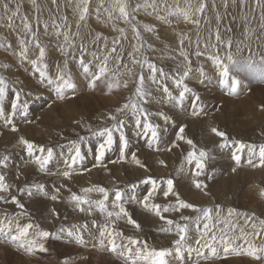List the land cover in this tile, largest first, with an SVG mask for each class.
<instances>
[{
  "label": "snow or ice",
  "instance_id": "6c2138e0",
  "mask_svg": "<svg viewBox=\"0 0 264 264\" xmlns=\"http://www.w3.org/2000/svg\"><path fill=\"white\" fill-rule=\"evenodd\" d=\"M57 0H52L53 4H56ZM92 0H68V3L72 6L73 12L77 16L75 22L76 31L72 32V25L68 23L67 16H61L60 23L56 22V19L52 20V27L56 29V36H63L64 44L60 47V52L63 56H69L71 51L79 47L81 52L80 62L83 66L84 72L87 74L90 72L89 64L85 63L84 53L88 50V45L99 46V42H103L104 54L103 56H98L93 53L94 60L99 61L97 65V71L91 72V78L89 80V86L93 89L97 87V82L103 83L107 90L111 92L114 89H119L121 86L124 88L128 87L129 80H121V77L127 75L129 78L133 76V67H129L127 64H123L124 71L121 70V63L124 59V47L123 41L128 40L127 30L124 27H119L113 24V30L118 33V36L111 40V46L109 45V40L107 36L103 33L97 32L92 35L88 32L86 36H91V39L85 43V34H82V28H88V20ZM233 4L236 0H232ZM245 0H241L244 3ZM32 5L37 12L40 11V6L37 0H31ZM224 7H228V0H223ZM259 6L261 0H256ZM105 0H99V5L96 7L95 16L97 20L101 18V9L107 13V20H121L124 24L131 27L135 43L131 45V51L127 53L129 60L133 66H139L141 71L136 74L135 80V90L134 96L130 97L122 107L115 110V113L110 114L109 119L113 121L111 126H104L93 130L91 126L88 127L89 132L93 136L101 138V142L98 145V156L97 160L102 161L105 152L111 149L114 143H116V133H119V141L122 144V148L127 150L128 139L124 133V128L126 126L125 117L131 113L135 117V127L141 129L146 134H150L152 137L153 144H159L160 142V125L154 123L150 119V113L144 107V105L149 103L150 99H155L153 97L152 91L146 85V80L152 85L157 86V91L162 92L160 100L157 103L162 102L163 99H167L169 103L175 102L177 105H181L186 98V94L191 93L196 101L200 100V97L193 91L192 88L185 83L186 79L189 77L191 72L192 60L190 59V53L186 50L187 45H195L194 54L197 57L206 54V51L211 47L214 53L211 59L215 62L216 66L221 69V73L224 77H228L229 68L225 64L224 60L221 58L220 46L224 48L227 52L226 59L230 62L235 63L233 46L234 41L231 37L223 39L221 36V31L219 26L216 27L214 33H210L206 41H202L199 31L196 33L195 41L186 34H182L179 37L178 45L180 49V56L183 58L184 68L182 71H178L176 74L169 76L165 72L164 68L159 67L154 61L150 60L147 55H145L143 49L145 45L148 49H154L152 44H148L144 36L141 33V27L147 33H152L159 39L157 29L152 24L141 23L136 20V14L143 10L147 15L151 16L155 14L156 19L164 23H171L168 17L174 16L180 20L200 26V17L203 16L209 5L207 0H185L184 6H181L179 0H174L173 4H168V0H138L135 6H132L130 0H108V7H105ZM21 4H16L15 9H11L8 3L2 5L3 12L7 15L9 25L14 23L16 17H20L22 24L23 35L19 39V44L22 46L21 57L27 59L28 45L33 44L38 50V56L36 59L31 61V64L35 67V72L39 74L41 82L47 79L48 83H55V90L57 97L59 99H65L66 93H75L77 88L76 82L70 73H66L60 65H57V75L55 80H53L47 73L48 64L45 63L46 59V49L41 45L37 31L33 29L32 23L29 21L26 15L21 16ZM215 6L213 0V7ZM150 10V11H149ZM161 12L166 13L162 15ZM3 17H0L2 19ZM247 19V18H245ZM216 20L219 22L221 16L219 13L216 15ZM261 29H264V14L261 16ZM39 22V17H37V23ZM210 23V21H209ZM49 24L45 22L44 30L47 32ZM252 30H248L246 33V39L251 40ZM75 37H80L81 42L77 46L75 43ZM214 38L215 43H212ZM259 38V37H257ZM244 41L241 40L236 44V51H240V44ZM249 47V45H245ZM90 63V62H89ZM110 64L116 65L115 69L110 67ZM145 68L147 70V77L145 76ZM201 75H204L203 69L200 70ZM171 79L177 88L180 89L178 95L174 96L173 92L169 89L167 83L164 80ZM204 83L203 80L200 81ZM240 85V80L233 78L232 86L230 88V94L235 93L236 89ZM9 90V82L0 76V120H3L6 124L12 125L13 131H18L14 124V117L17 113H21L27 116L28 104L27 102H21L20 92L15 93V102L10 104V110L6 113L5 108V98ZM203 109L201 108L200 111ZM200 111L193 110V115H199ZM123 114V115H118ZM156 115L163 118L165 123L169 121V117L163 112H157ZM30 122V121H29ZM185 131L184 127H180L177 134L178 140H184L183 135ZM211 131L218 137L221 138V143L219 147L221 149L231 147L236 145L235 151L232 153V159L236 162L237 166L241 164V154L247 149L248 158L247 163L252 166L264 167V144L252 145L245 144L241 141H230L227 133L218 130L217 128H212ZM87 137H80V141L72 142V148L70 150V164L69 170L62 173L63 177L71 179L73 172L72 166L76 165L78 162L83 161L85 158L84 153L81 150V144L85 142ZM19 143L22 144L30 156L35 155L37 152L39 155L35 156V163L38 165L39 171L45 172L47 170V165L54 157V149L52 147L45 148L35 144L34 142L21 136L19 138ZM187 143L192 146V151L188 152L185 157V161L188 165H194L193 176L198 178L204 174L206 168L205 161L209 157V153L203 148L197 150L196 145L192 140H187ZM152 145H150L151 147ZM178 146V145H173ZM159 150V148H157ZM169 151L171 149H168ZM259 160V164L255 165L253 163L254 158ZM132 160L141 167V161L136 157V154H132ZM9 156L4 155L0 157V167H8ZM101 166V165H98ZM236 169L233 168V171ZM180 171H184L183 166H181ZM141 184L151 185L152 191L148 192L141 200L136 201L135 196H130V199L134 202L140 203L144 209L149 210L159 218L160 221L164 222L159 231L163 233H174L175 235V248H157L150 245L147 240H141L139 237L127 236L122 230L117 227V222L120 220H125L127 224L132 225L134 229L140 230L141 224L132 218L131 213L125 207V192L119 189L114 190V192L109 191L108 188L103 186H91L85 187L81 190L82 194L76 192H71L69 202L73 205L75 210L81 213H86L91 215L93 212L102 213L105 217L104 223L97 226L98 236L96 237V242L93 247H99L101 251H108L112 254L120 257L124 264H170V257L174 253L180 254L185 248L191 250L190 240L192 239V233L195 232L196 239L195 243L201 245V241L204 243L201 247L208 248L211 250L213 255L217 254L216 245L223 246V251L225 253L233 252L236 255L246 254L257 261L264 260V243H257L258 240L264 236V219L258 220V222H253V217L247 216L245 214L244 225L241 226L234 217V210L228 209L227 214H223V209L212 208V207H200L193 203H190L180 197V193L174 191V180L167 179L160 181L151 176L140 181ZM194 186L197 189L206 187L202 184L199 179L193 180ZM161 184L166 185V189L163 190L162 195L167 199L170 195L175 198L174 203L160 204L153 201L154 194L160 188ZM12 185H10L5 178V175L0 173V193L10 194L12 192ZM35 188L38 192H42L47 195L44 191L45 186L43 184H36L32 187H25L19 189L21 195L27 194L28 196L33 195L32 188ZM132 189L137 187L136 184L130 186ZM56 193L60 192L59 188H56ZM100 194V198H92L91 193ZM261 195H264V190L261 191ZM110 196L114 197L111 200V205H109ZM52 200H57V195H52L50 197ZM0 201L5 203L9 202V198L5 195H0ZM10 202L15 204L18 208L24 209L25 205L15 196H10ZM192 210L195 213L194 216L184 215L182 210ZM176 212L179 213L178 219H173L165 215V213ZM24 213L21 212L20 215ZM95 223V221H93ZM251 231H248V228ZM80 228L87 229L88 224L85 223L81 226L73 225L72 229L61 228L59 231L61 233L67 232V236L74 238L75 242L80 245H86L87 241L84 238L83 233ZM35 229V231H33ZM0 236L6 237L11 243L16 245L18 248L23 249L28 253H34L39 250L41 252L47 251L43 241L47 240L49 237L57 238L60 237L57 233H53L47 230H43L39 225L28 223L21 224L19 222V217L9 218L5 214L4 221L0 222ZM242 241V243H240ZM199 250V249H197Z\"/></svg>",
  "mask_w": 264,
  "mask_h": 264
},
{
  "label": "bare ground",
  "instance_id": "6f19581e",
  "mask_svg": "<svg viewBox=\"0 0 264 264\" xmlns=\"http://www.w3.org/2000/svg\"><path fill=\"white\" fill-rule=\"evenodd\" d=\"M21 1L26 5L27 10L30 7H34L31 3V0H21ZM38 1H39L41 8H44V10L49 9L52 12H54V11L58 10L60 8L59 5L62 4V7H66V9L64 8L65 10L69 9L70 11L73 12V8L68 3V0H57L56 4H53L52 0H38ZM105 2L107 4H105L104 6L108 7V0H105ZM132 2H133V6H135V4L138 2V0H132ZM140 2H142V0H140ZM222 2H223V0H222ZM7 3L9 4V7L14 10L16 4H18L19 2L10 0ZM91 3L94 5V9H96V7H98V5H99V0H92ZM179 3L181 4V6H184V1L180 0ZM193 3H195V0H193ZM207 3H208L209 8H210L209 16L207 17V16L203 15L200 17L201 24L199 27H197L196 25H193L191 23L185 22L183 20H180L177 17L170 16L171 18H168V20L171 21L170 24L169 23H164V25L157 24V26H160V28H157V29H161L163 31L162 35L158 34L159 39H157L154 34L145 32L143 30V28L141 27V33L144 36L145 40L147 41L148 44H152L154 46V49H155V50L148 49L147 46L145 45V48L143 49L145 55H147L148 58L150 60L154 61L158 66L160 65L162 68H164V66H165L166 67L165 70L170 71V69H175V68L183 69L184 68L183 58L179 54L180 49H179V45H178V40H179L180 35L186 34V35L190 36L193 41H195L196 33L199 31L202 41H206L207 38L209 37L210 33H214L216 27L219 26L222 38L227 39V38L231 37L234 41V46H233L232 51L234 54V60H235L237 65L233 66V68H239L240 69L241 67H238V66H239V64L242 63V60H243L242 69L244 67V69H248L247 70L248 72L245 71L242 73H246V74L250 73V76L252 77V79L256 83L258 82V78L260 79V83H264V69L263 68L261 69V66H264V61H263L264 60V29H261L260 25H261L262 21H259L260 19L258 18V15H261L263 13V12H261L263 10L260 7V5L259 6L257 5L256 0H248V2H244V3L240 2V3H238V6H236V5L231 6L232 7L231 9H234L235 6H236V8L233 10L232 13L228 14V12H230L231 9L224 8V5H223V3H221L220 0H214L215 9H213V6H212L213 0H207ZM236 3H237V1H236ZM262 5H263V3H262ZM26 8L24 7V5L21 6V10H20L21 16L25 15V14L24 15H22V14L24 11H26ZM31 12L36 14L35 9H33V11H31ZM67 12H69V11H67ZM1 13H4L3 8H1ZM101 13L104 15L101 16V18L98 22L95 21L93 26H91L92 23L88 22V28H87L86 33L91 32L92 35H95V33H97V32L103 33L104 36L108 37L109 45L111 46V40L114 37L118 36V33L113 30V27H112L113 24H116L119 27L126 28L128 40H124L122 42L123 47H124V53H123L124 59H123V62L121 63V67H123V64H127L129 67H133L134 71H133V76L131 78H129L127 75H125L121 78L122 81L125 79L129 80V84H128L127 88H124L123 86H121L119 89H114L111 92H109L107 89L104 91L105 88L100 89L98 87L97 88V91H98L97 94H99V97H97V98H95L94 95L90 96L91 95L90 94L89 97H87V98L84 97L82 99L79 98V99H75V100L71 99L69 102H68V100H67V102L65 100V102L68 103L69 106L71 107L70 112L74 115L78 114L79 108H84L85 110L89 109L94 113L95 112L98 113L99 116L97 118L102 119V121L99 124L91 125V128L93 130H96L98 128H102L104 126H111L113 121H111L109 119V116H110V114L115 113L114 108L118 107V105H120L121 103H123V104L126 103L130 97L134 96V90L136 87L135 79H136L137 71L139 70V66L138 65L133 66L131 64V61L129 60V58L127 56V53L129 51H131L132 43H135L131 27L127 24H124L121 20H112V21L107 20V13L104 12L103 8L101 9ZM141 13L145 14V16H147L148 18L150 17L143 10H141L139 12V14H141ZM217 13H219L221 15V20L219 22L216 20ZM26 14H27L26 16L28 17L29 21L32 23V25L34 23L33 21H36V23H34V24H36V26L44 28V25L42 24V22H45V21H43L42 19H39V21H41V23L40 22L37 23V18L35 20L34 17L30 13L27 12ZM139 14H136V20L141 22L142 24L143 23L151 24L152 21L155 20V18L151 17V18H149L151 20V22L145 21L144 19L138 17ZM71 16L75 19H72V17H71V20H68V23L71 25H74V27H75V22L77 20V16H76V14H73ZM37 17H39V16L37 15ZM94 17H96V16H94ZM18 18H20V17H18ZM245 18H247V19H245ZM5 19H7V18H5ZM94 19L95 18H92V20H94ZM20 21H21V19H20ZM209 21H210V23H209ZM248 30H252V33H253L251 40L246 39V33L248 32ZM18 32L19 31H16L15 33H18ZM44 32H45V30H44ZM158 32L159 31H157V33ZM42 33H43V31H42ZM54 33L55 32H53V34ZM7 36H8V34H6V37ZM49 36H50V34H49ZM54 36L56 37L55 34H54ZM18 37L21 38L20 36H18ZM257 37H259V38H257ZM10 38L12 39L13 37H10ZM16 38H17V36L15 37V40H17ZM42 38H40V39L42 40ZM88 39H91V36H89ZM15 40L13 39L12 41H15ZM241 40H243L244 43L239 45L240 51L237 52L236 51V44H238ZM46 42L47 41H45V43ZM78 42H80V41H78ZM211 42L215 43L214 38L212 39ZM5 43L1 44V45H6ZM42 43H44V42H42ZM185 43H186V50L190 53V59L192 60V65L194 63L196 64V62H198V61L203 62V56H204V60H206L207 55H209L207 53H211V54L214 53V50L211 47H209L207 50H204L202 47L201 50L206 51L207 55L205 54L203 56L197 57L194 54L195 45L193 44L191 46H188L187 41ZM16 44H18V42L15 43V47H16ZM53 44L55 46L56 43L53 42ZM57 44H59V43L57 42ZM60 45H62V43ZM245 45H249L250 50H249V47H245ZM11 46H12V43H11ZM15 47H14V45L12 46V48H15ZM29 47H30V45H29ZM31 47H34V46H31ZM31 47L29 49H31ZM48 47L52 48V46H49V45H48ZM88 47H90V45ZM51 48H48V49H51ZM56 48H58V47H56ZM93 48L96 50V53H95L96 55L101 56V57L103 56L105 50L103 49V42L102 41L99 42L98 47L93 45ZM33 49H34V51L32 49L30 51H32L34 53L36 49L35 48H33ZM45 49H46V47H45ZM56 50L60 51V48H58ZM56 50L54 49V50H52V52L55 54ZM21 51H22V49H21ZM47 51H50V50H47ZM72 52H75V51L72 50ZM224 52H226V51L224 50V48L222 46H220L219 54L224 53ZM18 53L19 52L15 53V50H14V52L12 54L11 53H9V54L17 55ZM33 53H31V54H33ZM53 53L52 54L46 53V62H48V60L51 58V55H53ZM58 53H57V55H58ZM93 53H91V54L93 55ZM9 54L6 53L7 56H9ZM28 55H29V53H28ZM70 55L73 56L72 54H70ZM87 55H89V54L87 53ZM2 56L4 57V54H2ZM53 56H55V55H53ZM75 56H76V54H75ZM84 56H85V54H84ZM31 57H33V56H31ZM194 57L196 59H198V61L195 62ZM6 58L8 60V57H6ZM18 58H21V55H19ZM160 58H163V59H160ZM13 59L15 60V57ZM73 59H75V58H73ZM16 60H18V59H16ZM23 60H25V59H23ZM52 60H50L49 62H51ZM251 60L255 62L253 65H255V64L258 65L255 68V70H257L259 68L257 71H255L254 69H251V67L249 66V64H251V63H249V61H251ZM65 61H66V59H65ZM262 61H263V63H261ZM18 62H21L20 66H27V64H25L24 61L22 62L19 60ZM70 62L71 61H69V64H70ZM77 62H79V61H77ZM5 63H6V66H8L7 61H5ZM27 63H29V60ZM54 63H55V61H54ZM205 63H208V65L210 66L209 68H211V70L210 69L208 70L209 80H207V83L211 84L213 89H216V84L212 81V78H216L219 81L218 88L221 87L223 89V81H222L223 76L219 74V71H218V68H217L215 62L214 61H205ZM55 64H57V63H55ZM88 64H89V61H88ZM2 65H4V64H2ZM15 65H17V64H15ZM74 65H75V63L73 61V66ZM10 66H12V65H10ZM200 66H202V65H200ZM207 66H206V68H207ZM110 67L115 69L116 65L110 64ZM61 68L63 69V68H65V66L61 67ZM74 68L72 70H74ZM81 68H83V67L81 66ZM8 69H10V68L8 67ZM4 70H6V69H4ZM27 70H29V69H27ZM72 70H70V72ZM13 71H14V69H12V72ZM22 71H23V69H22ZM57 71H58V69H57ZM191 71H195V69H193L191 67ZM235 71H238V70H235ZM4 72H6V71H3V73ZM17 72H19V71H17ZM51 73L52 72L48 71V75ZM81 73H82V71H76L75 70V72L73 73L74 75L72 74L73 78L77 79L78 82L84 81V80H80L81 75H82ZM196 73H194V74H196ZM0 74H2L1 70H0ZM16 74H18V73H16ZM28 74L31 76V80H33L32 83L35 84L37 81V78L33 75V72H31V74H30V72L28 71ZM56 74H54V75H56ZM37 75H39V74H37ZM88 76H89V74H88ZM197 76L200 77L198 79L201 80L204 75H201L200 72H198ZM17 77L18 76H16L15 78H17ZM51 77H54V76L51 75ZM208 77H206V78L208 79ZM86 79H87V77H86ZM17 80H18V78H17ZM40 80L41 79H39L38 81L41 84ZM192 80H194V79H192ZM24 82L28 85L29 79L28 78L25 79ZM78 82H76V83H78ZM17 83H15V84H17ZM19 83H20V81H19ZM85 83H86V80H85ZM185 83H187V82H185ZM191 83H193V82H191ZM98 84H101V83L97 82V85ZM42 85H43V83H42ZM47 85H48V87H52L49 84H47ZM87 85H89V84H87ZM87 85L86 86L83 85V86L88 87ZM149 85H150V82H149ZM197 85H199V84H197ZM23 86H20V87H23ZM37 87H39V86H37ZM148 87L152 91L153 97H155V99H150L149 103L144 105V107L147 109V111L154 118V120H152L151 118L150 119L154 123L159 124L160 126H164L166 123L163 120V118L156 115L157 112H163L170 118L167 123H169L173 126H176L177 129H179L180 127H184L185 131H184L183 135L185 136V139L180 140L181 144H179V143L175 144V145H178L175 147L173 145H171L169 148L162 149L160 152H153V151H146V150L145 151L144 150L136 151V157L141 161V164H143L144 167L137 165L133 160L129 161L127 159L126 160L122 159V160H120V162L115 161L116 165H113V164H111L112 162L109 163L110 159H105L103 162H98V161L94 162V161H87L90 159H86L87 158L86 157L85 160L83 161V163L78 162L76 165L72 166L71 170H72L73 174L74 173H76V174L74 176H72L71 179L63 177L62 173L57 171L56 166H55V170H46L45 172H41V171H39L38 165H36V163H35V156L39 155V154L36 153L35 155L30 156L28 154L26 148L22 144L19 143V138L21 136H23L26 139L34 142L37 145L48 147V146H54V145H61L63 143H66L69 141H74L76 139H79L80 137H85V136L91 134V132H89V130H88V127H86L85 129L79 130V131H66L63 134H60V135L58 134V136H56V137H54L48 141L37 142L35 139H38L39 137H41L43 135V133L47 130L48 123L53 122L57 117V114H56L57 111H56L55 107L51 105L50 107H48L42 111L43 116H44L42 119L43 121H40L38 123H31L30 122V125H27V123H26V125L24 127H23V125H21V128H17L18 131L15 132V135H13V134L12 135H4V136H2V138H0V157H2L4 155L10 156L12 153L15 152L16 148L21 147V152L10 157L9 161H8V167L7 168L0 167V172L1 173L3 172L7 176V178L10 181L9 182L10 185L13 186L12 192L10 194L15 195L21 201V203H23L25 205L24 209H20L15 204H13L9 201L8 203L5 204V206H3L1 208V210H3L4 212H17V216L19 218L24 217V221L26 224L33 223V224L39 225L41 227V229H43V230H47V231H50L53 233H57L58 236L63 235V238H70L71 242L76 243L74 238L67 236L66 231L61 233L59 230L61 228H64L66 230L72 229L73 225L81 226L85 223L88 224V228H89V227H92V225H94L93 221L99 222V225H102L103 222L97 216H94L96 214V212H93L91 215H88L86 213H81L78 210H75L73 205L69 202L71 192H76L78 194H82L81 190L83 188L91 187L94 185L106 187L109 189L110 192H112L116 189H122L124 187L131 186L132 184H138L141 180L146 179L147 177L151 176V177L156 178L160 181H164L167 179H173L174 185H175L174 191L179 192L180 197L182 199H184L190 203H193L197 206L212 207V208L218 207L220 209H223V214H225V215L227 214L228 209H233L234 210L233 219L236 220L241 226L244 225L245 214H247V216H249V217H253V214H254L253 222H258V220L264 219V209H262L263 207L261 208V206H260V208H259L258 206L260 204L258 206H256L257 205L256 201H258V203H259V200H255L254 197L252 200L251 196H249L248 194L245 193V190H244V193L242 195L244 200L232 199L229 201L227 199V196H229V195L231 196V195L235 194V192H236V191L232 190L230 185H234L235 183L242 182V180H241L242 178H238L237 174L233 175V177H228L227 179H224L222 181L216 180V184L211 183L213 188L212 187L210 188L211 185H209V183L205 181L204 174L198 178L194 177L192 174L193 170H194V165H188L187 162L185 161V157L187 156L188 152L193 150L192 146L187 143V140H189V139L191 140L193 137H195L194 138V144L196 145L197 150L203 148L204 150H206L209 153V156L212 153H214V156H215L214 159L208 158L205 161L206 168L204 170V173H205V171L207 173V169L212 168V167H214V168L217 167V169H219V168L224 169L222 167L231 168V166H230L231 162H228V159L231 157L230 153L232 151H229L228 149H225V148L219 149L220 148V147H218L219 145L217 146L218 142H214L213 140L210 141L209 137L214 134L211 131V129L216 128L220 124H221L220 128L225 126L226 125L225 119L229 115H231L232 113H235V112L244 113L245 116L250 118L252 116V113L258 111L261 106H263V108H264V91H263V89L258 88V86H255V88L252 90L251 94H248V96L242 97V99L240 98V100L237 102H233L234 100L227 101L229 99H226L224 97L219 96L218 100L220 99V101H219L220 107L215 105V108L217 109V113L219 111V114H211L210 113L212 115L211 117L209 116L210 114H203L201 116L202 119L199 116L198 117L194 116V117H191L190 119H188L186 121H181L178 115H176L174 112H171L172 109L169 105H167L166 98L163 99L162 102L157 103V100H160L159 98H157V92L155 90H153L150 86H148ZM193 87H194V85H193ZM88 90H86V91L89 94ZM95 91H96V89H95ZM112 92H114V94H112ZM212 92L213 91L208 90V93L211 94ZM38 94L40 95V93H38ZM88 94H87V96H88ZM25 95H27V94H25ZM28 95H27V97H28ZM30 97H32V96H30ZM205 98H207V97H205ZM207 100L210 103L211 100H209V99H207ZM207 100H206V102H207ZM212 100H213V98H212ZM65 102H63L61 104H65ZM225 102H226V104H225ZM212 103H214V102H212ZM216 103H217V101H216ZM57 104L58 103H56V105ZM231 104H238V107L233 108ZM166 106H169V108H167ZM221 111L223 112V114L220 115ZM74 115L72 116L73 118L75 117ZM118 115H123V114H118ZM153 115H156V116H153ZM16 118H14V120ZM181 119H183V118H181ZM4 130L6 131V129H4ZM160 131H162V130H160ZM208 131H210V136L207 135ZM59 148H61V147H59ZM168 149H171V150L169 151ZM61 150H64V148L62 147ZM21 153H22V155H21ZM247 158H248V153H245L243 155V159H247ZM255 160H256L255 161L256 164L259 163L258 157L255 158ZM25 161L31 162L30 165L24 164ZM11 162H18L19 164H22V165H20L19 168L16 170L11 169L12 168ZM87 162H88V164H87ZM209 162H211L212 164H209ZM103 163H107L108 168H106L105 167L106 164H103ZM69 164H70V160L67 162V164L65 166V171L69 170ZM98 165H101V166H98ZM181 166H183L184 171H180ZM248 166H252V165H248ZM241 168L245 169L244 165H241ZM250 169L252 170L253 168H250ZM84 170H86V172L81 173ZM190 170H191V173H190ZM249 177L253 178L254 175L252 174ZM194 179H199L202 182V184L205 185L206 187H202L201 190L197 189L193 183ZM57 182H59V187H58L60 189L59 193H56V191H55L56 186H57V184H56ZM36 184H43L45 186L44 191L47 192V195H44L42 192L35 191L34 187L32 188L33 195L31 197L28 196L27 194L21 195V193L19 192V189H21V188L32 187L33 185H36ZM222 188H223V192L220 191V189H222ZM242 188H243V186H242ZM69 189L71 190V192L69 191ZM54 194L58 196V199L55 201L50 198ZM144 194L145 193H142L140 197L142 198V196ZM217 194H218V197L220 198V201L214 200V198H215V196H217ZM90 195L92 196V198H95V197L99 196L100 194L94 192V193H91ZM161 197H162L161 201L157 202L153 199L152 202L160 203L162 205L175 202V198L171 195L167 199H165L162 194H161ZM249 200H251V201H249ZM215 202H219V205L216 206V205L212 204ZM3 203H5V202L3 201ZM262 203H263V201H262ZM0 206H2V204ZM125 207L127 208V210L129 212L131 211L130 213L132 215V218L141 224L140 230L134 229L132 225L129 226V228H126V226H125V225H127L126 221H124L122 224L120 223L122 226L117 225V227L120 230H122L125 235L139 237L141 240H147L150 245H153L157 248H162V247L164 248V246H165V248H175L174 240L176 237H175L174 233L160 232L159 229L162 226H164V222L160 221L159 218L156 217L153 212L144 209L143 206H141V205L137 206L138 212H136L132 208H129V203L125 204ZM73 210H75V213H72ZM182 211H183L184 215H190V216L195 215V213H193L192 210H190V209L182 210ZM21 212L24 213V216L20 215ZM165 215L170 217V218H173V219H178L180 214L176 213V212H169V213H165ZM124 226H125V228H124ZM80 231L82 233L90 232L89 230L85 231L84 228H80ZM248 231H251L250 227L248 228ZM196 238H197L196 234H195V232H193L192 233V239L190 240V244H195ZM54 240L59 241V239H57V238L49 237L47 240H45V242H43L46 245L45 248H47V251H44V252H46V253L52 252L51 242ZM240 243H242V241ZM257 243L258 244L264 243V236H262L261 239L257 241ZM5 245L9 246L11 248H15L17 250L19 249V248H16L17 246L13 245V244H10V245L5 244ZM218 247L222 248L223 246L218 245ZM81 248H85L89 252L92 251L93 253L95 252V254L101 255L100 253L96 252L99 249L98 246L92 247V248H86V247H81ZM19 251H22V250L19 249ZM184 251H186V249H184L183 252ZM232 254H235V253H232ZM112 255H113L112 258H114V259H117V260L121 259L120 257H118L115 254H112ZM174 255H176V254H174ZM244 255H246V254H244ZM221 256H222V258L227 257V256H223V254H221ZM238 256L241 257V256H243V254L238 255ZM246 256L245 257L247 258V261H250V263L246 262L247 264H253L255 262L261 261V260L257 261L248 255H246ZM169 259H170V264H180L181 263V260L173 261V256L170 257ZM234 259H240V258H234ZM234 259L227 261V262H224V263H223V261H224V259H223V260H220L222 262H216V263H212V264H243L241 260H234ZM205 264H207V263H205Z\"/></svg>",
  "mask_w": 264,
  "mask_h": 264
},
{
  "label": "rangeland",
  "instance_id": "374dc122",
  "mask_svg": "<svg viewBox=\"0 0 264 264\" xmlns=\"http://www.w3.org/2000/svg\"><path fill=\"white\" fill-rule=\"evenodd\" d=\"M9 1L10 0H0V17H3L2 19H0V28H1L0 29V32H1L0 33V39H1L0 40V52L2 51L1 53L4 54V57H3L2 54L0 53L1 54L0 55L1 56L0 57V60H1L0 61L1 62L0 63L1 64L0 65L1 66L0 70H1V73H2V74H0V76L3 75V77L5 79L7 78L6 80L9 81V90H8L7 96L5 98L6 113L10 110V104L15 102V93L17 91L20 92L21 102H25L26 101L27 104H28L27 116H24L23 114L18 112L17 115L14 117V118L17 117L15 119L16 121L14 120L15 127L16 128H21V125H23V127H24L26 125V123H27V125H30V122L31 123H38L40 121H43L42 119H43L44 116H43V112L42 111L44 109L50 107L51 105L55 107V109L57 111L56 112L57 117H56V119L53 122L48 123L47 130L43 133V135L41 137H39L38 139H35L37 142L51 140L52 138L58 136V134L59 135L63 134L66 131H79V130H83L86 127H89L91 125L99 124L102 121V119L97 118L99 116L97 112L94 113V112H92L89 109L85 110L84 108H79L78 114L74 115V114H72L70 112V108L71 107L69 106L68 103H66L67 100L69 102L71 99L75 100V99H79V98L82 99L84 97L87 98V97H89L90 94H91L90 96L94 95L95 98H97V97H99V94H97L98 93V91H97L98 87L100 89L105 88L104 91L107 89L106 86L103 83L97 85V87L95 88L96 91H95V89L90 88V86L87 85V84H89L88 82H89V80L91 78L90 77L91 76V72H95V70L96 71L98 70L97 69V65H98L97 63H99V61L94 60V57L91 54L93 52L96 53V50L93 48V45H90V47H88L87 52L84 53L85 54L84 58L86 60L85 63L86 62L88 63V61L90 62L89 63L90 72L87 73V74L84 72L83 68H81V66H82L81 62H80V57H81L80 53L81 52H80V49L78 47L73 50L75 52L71 51V54L73 56L69 55L70 57L67 56V58H66V56H63L60 51L56 50V49L60 48L63 45L64 39H63L62 36H59L60 38L58 36H56V37L54 36L53 32H55L56 29L52 27V20L56 19V22L60 23V19L59 18L61 16H67V17L69 16L68 20H71V17H72L71 15H73L75 13H73L69 9L65 10L66 7H62V4L59 5L60 8L58 10L54 11V12H52L49 9H45L44 10V8H41L38 0H37V3L40 6V11L39 12H37L34 7H30L27 10L26 5L21 0H13V1H16V2H19L20 4H22V6L24 5V7L26 8V11H24L22 15H24V14L27 15L26 13L28 12L34 17L35 20H36L37 15H38L39 19H42L43 21H45V22H47L49 24L48 31L44 32V28L36 26V24H34V23H36V21H33L34 22L33 23V29L37 31V35L39 36V39L43 37L42 40L40 39V42L41 43L44 42L41 45H43V47H46V53L52 54L53 53L52 50H54V49L56 50L55 54L53 53V55H55V56L51 55V58L48 60V62H46V59H45V63H48V66L50 65L47 68V70H46L47 73H48V71L52 72L51 74H49L50 77H51V75L54 76V77H51V78L53 80H55V77L57 75L56 74L57 73V66L56 65H59V64H60V67H64V66H65V68L67 67L66 69L63 68V70L66 73L67 72L69 73L70 70H72L75 67L76 69L74 68V70L71 71L72 73L70 72L71 75L75 72V70L76 71H82V73H81L82 75H81L80 80H84V81H82V82L79 81L78 82L77 79L73 78V80L75 82H78V83H76L78 86H77V88L75 90V93L73 94L72 92H68V93H66V98L65 99H59L57 97V94H56L55 83H48L47 79H45L44 82H41V84L38 81L40 79V77H39V75H37L38 73L35 72V67L31 64V61L36 59L37 55H38V52H37L38 50L35 47H31V46H34V45L31 44V43L29 44L33 51H34L33 48H35L37 51L35 50V52L33 53L32 51H30L31 49H29L30 47L28 45V49H29L28 50L29 55L27 53L28 58L25 59V60H23L22 57L18 58L19 55H21V49H22L21 48L22 46L19 44V39L20 38L18 36L21 37L22 34H23L22 33L23 31H22V25H21L20 18H18L19 16L17 18H15L16 21H14V23H12L11 26H10L8 19H5V18H7V15L4 14V13H1L2 5L4 4V2L7 3ZM182 1L185 2V0H182ZM220 1H221V3H223L222 0H220ZM236 1H237V3L233 4L232 0H228L227 9H231L232 8L231 6H233V5L238 6V3L241 2V0H236ZM130 2L132 4V6H133L132 0H130ZM157 2L159 3V0H157ZM245 2H248V0H245ZM173 3H174V0H168V4H173ZM262 3H263V5H262ZM105 4H107V3L105 2ZM223 5H224V3H223ZM236 6H235V8H236ZM260 7L263 10V11H261V12H263L262 14H264V0H261ZM33 9H35L36 14L31 12V11H33ZM213 9H215V6L213 7ZM234 9H231L230 12H228V14L232 13ZM94 10H95L94 9V5L91 3L90 12L92 14L90 15L89 20H88L89 23H92L91 26H93L95 21H97V22L99 21V20L96 19V17H94L95 16V11ZM67 11H69V12H67ZM209 12H210V8L208 7V9H207L206 13L204 14V16L208 17L209 16ZM161 14L165 15L166 13L161 12ZM103 15L104 14L101 13V16H103ZM261 15H258V18L260 19L259 21H261ZM138 17H140V18H142V19H144L145 21H148V22H151V20L149 18H151V17L155 18V20H153L152 23H151L155 27L157 26V24L164 25V22H162L160 20L158 21L156 19L155 14L151 15L148 18L147 16H145V14L141 13V14L138 15ZM92 18H95V19L92 20ZM168 18H171V17H168ZM72 19H75V18L72 17ZM39 22L41 23V21H39ZM45 22H42V24L44 25ZM157 28H160V26H157L156 29ZM16 31H19V32L15 33ZM42 31H43V33H42ZM75 31H76V28L74 27V25H72V32L74 33ZM157 31H159L158 32L159 35L163 34V31L161 29H157ZM81 32H82V34H85L87 32V28H82ZM5 33L8 34L7 37H6ZM49 34H50V36H49ZM16 36H17V38H16L17 40H15ZM10 37H13V38L11 39ZM87 37L89 38V36H85V41H84L85 43H87V41L89 40ZM13 39L16 42L12 41ZM74 39H76L75 43L78 46V44H80V42H81V38L80 37H75ZM45 41H47V42L45 43ZM78 41H80V42H78ZM17 42H18V44H16V47H15V43H17ZM53 42L56 43L55 46H54ZM57 42L59 44H57ZM4 43L6 45H1V44H4ZM11 43H12V46L14 45L15 48H12ZM61 43H62V45H60ZM48 45L52 46V48L48 47ZM47 47L51 48V49H48ZM56 47H58V48H56ZM14 50H15V53H17V52H19V53L17 55H14V54L11 55L14 52ZM47 50H50L52 53L50 51H47ZM6 53L7 54L11 53V54H9V56H7ZM31 53H33V54H31ZM57 53H58V55H57ZM87 53L89 55H87ZM75 54H76V56H75ZM207 54H209V55H207ZM207 54H206L207 55L206 60H204V56H203V62L202 61H198V59H196L194 57V59H195L194 61L195 62L198 61V62H196V64L194 63L195 64V65L193 64L194 66L191 64V67L193 69H195V71L197 73L195 71H191L190 72L191 75L189 74V77L185 81V82H187L188 86L190 88H192L193 91L200 97V100L196 101L194 99V97L191 95V93L186 94V98H185V100L183 101V103L181 105H177L175 102L169 103L167 101V99H166L167 105H169L171 107V109L173 110V111L171 110V112H174L176 115H178L181 121H186V120H188V119H190L191 117H194V116H197V117L199 116L201 118V116L203 114H210V113L211 114H219V111L217 113V109L215 108V105L220 107V104H219L220 99L218 100L219 96L220 97H224L226 99H229L227 101L234 100L233 102H237V101L240 100V98L242 99V97H245V96H248V94H251V92L255 88V86H258V88H262L263 91H264V85H263L264 83H260V79L259 78H258V82L256 83V82H254V80L250 76V73L249 74L242 73V72H245V71L248 70V69H244V67L242 69L243 60H242V63L239 64V66H238V67H241L240 69L239 68H233V66H235L237 64H236V62L233 63V62H230V61H228L226 59V56H227L226 52L221 53L220 56L224 60L225 64L229 68V75H228L227 78L224 77L222 75V73H221V69L217 67L218 71H219V74L223 76V78H222L223 89L221 87L218 88L219 81L216 78H212V81L216 84V89H213L211 84L207 83V80H209V77H208L209 76V72H208V70L209 69L211 70V68H209L210 66L208 65V63H205V61H213L211 59L212 54L211 53H207ZM31 56H33V57H31ZM6 57H8V60H7ZM14 57H15V60L13 59ZM73 58H75V59H73ZM16 59H18V60H16ZM65 59H66V61H65ZM160 59H163V58H160ZM19 60L22 61V62L24 61V63L27 64V66H20L21 62H18ZM28 60H29V63H27ZM50 60H52L53 62L52 61L49 62ZM76 60L79 61V62H77ZM5 61H7V65L8 66H6ZM54 61L57 64H55ZM69 61H71L70 64H69ZM73 61L75 63L74 66H73ZM263 61L261 63H263ZM93 63L94 64L96 63L97 65L96 64L94 65ZM249 63H251V64H249ZM249 63L248 64L251 67V69L255 70L256 66H258L257 64L253 65L255 62L252 61V60L249 61ZM2 64H4V65H2ZM9 64L12 65V66H10ZM15 64H17V65H15ZM200 65H202V66H200ZM206 66H207V68H206ZM8 67L10 69H8ZM11 68L14 69L15 72L14 71L12 72ZM21 68L23 69V71H22ZM165 68L166 67L164 66V70H165ZM262 68L264 69V66H261V69ZM4 69H6V70H4ZM27 69H29V70H27ZM201 69H203L205 71V72L203 71L205 77L203 76L202 79H201V80L205 81L204 83H201L200 82L201 80L198 79L200 77L197 76L198 72H200V74H201V71H200ZM121 70L124 71L123 67H121ZM182 70L183 69L175 68V69H170V71L169 70H165V72L168 73L169 76H171V75L176 74L178 71H182ZM235 70H238V71H235ZM257 70H255V71H257ZM3 71H6V72L3 73ZM17 71H19L20 73L17 72ZM28 71L30 72V74H31V72H33V75L37 78V81L35 80L36 81L35 84L32 83L33 80H31V76L28 74ZM139 71H141L140 68L137 71V73ZM16 73H18L19 75L16 74ZM194 73H196V74H194ZM54 74H56V75H54ZM88 74H89V76H88ZM73 75H72V77H73ZM147 75H148V73H147V70L145 69V76L147 77ZM16 76H18L17 77L18 80H17V78H15ZM25 76L29 79V84H28L29 86L24 82L25 79H27ZM86 77H87V79L88 78L89 79L87 80ZM206 77H208V79ZM233 78L239 79L240 80V85L236 89L235 93L230 94V88L232 86ZM192 79H194V80H192ZM85 80H86V83H85ZM19 81H20V83H19ZM163 82L167 83L169 89L173 92L174 96L178 95L180 89L175 86V84L172 82L171 79L164 80ZM191 82H193V83H191ZM15 83H17V84H15ZM42 83H43V85H42ZM98 83H100V82H98ZM47 84L51 85L52 87H48ZM197 84H199V85H197ZM83 85L84 86L87 85L88 87H84ZM146 85L150 86L153 90H155L157 92V98H159V99L161 98L163 93L157 91V86L156 85H152V84L149 85V82L147 80H146ZM193 85H194V87H193ZM20 86H23V87H20ZM37 86H39V87L41 86V87L39 88ZM84 90L85 91L88 90L89 94H88L87 91L85 92ZM208 90L213 91V92L210 94V93H208ZM37 92L40 93V95ZM86 93L88 94V96H87ZM25 94H27V95L29 94L28 97ZM112 94H114V92H112ZM30 96H32V97H30ZM205 97H207V98H205ZM212 98H213V100H212ZM207 99L211 100L210 103H209V101ZM65 100H66V102H65ZM206 100H207V102H206ZM216 101H217V103L219 105L216 103ZM63 102H65V104H61ZM212 102H214V103H212ZM226 102H225V104H226ZM56 103H58V104L56 105ZM231 105H232L233 108H237L238 107V104H231ZM122 106H123V103L118 105V107H115L114 111L117 108L122 107ZM169 106H166V107L169 108ZM194 106H195V110L196 111H200L201 108L203 109L202 111H200L199 115H193ZM211 114L209 115L210 117L212 116ZM221 114H223L222 111L220 112V115ZM73 115L75 116L74 118L72 117ZM153 116H156V115H153ZM150 118L152 120H154L152 115H150ZM181 118H183V119H181ZM125 120H126V126H125L123 131H124V133H125V135L127 136V139H128V148H127V150H124L122 148V144L119 141V133H116L115 134L116 138H117L116 139V143L113 144L111 149H109L108 151L105 152V155H104V158L102 159V161H99V160H97V156H98V145L101 142V138H98L96 136H93L92 134H89V135L85 136V137H87L86 141L81 144V150L84 153L85 158L87 157L86 159H90V160H87V161L103 162L105 159H110L109 163L112 162L111 164L116 165L115 161L120 162V160H122V159H124V160L127 159L129 161L132 160V154L133 153L136 154V151H138V150L160 152L162 149L169 148L171 145L178 144V143L181 144V141L177 139V134H178V130L179 129H177L176 126H173V125H171L169 123H166L164 126H160V128H161V129H159L160 142L157 145V144H153L152 137H151L150 134H146L141 129H138V128L135 127V117L132 116L131 113H129L127 115ZM225 123H226V125L223 126L222 128H220L221 124L218 125L216 128L218 130H220V131H223V132L227 133L230 141H241L243 143L245 142V144H252V145H257V146H259L260 144H264V108H263V106H261L258 111L253 112L252 116L250 118L245 116L244 113H239V112L232 113L231 115H229L225 119ZM4 129H6V131ZM160 130H162V131H160ZM15 132L16 131L12 130V125L6 124L3 120H0V138H2V136H4V135H12V134L15 135ZM207 135L210 136V131H208ZM194 138L195 137H193L191 139L193 141V143H194ZM209 138H210V141L213 140L214 142H218L217 146L221 143V138L216 136L215 134H213ZM74 141L79 142L80 138L76 139ZM72 142L73 141H69V142L63 143L61 145L48 146V147H52L54 149V157L49 162V164L47 165V170H55V166H56L57 171H59L61 173H63L65 171V166H66L67 162L69 161L70 150L72 148ZM150 145H152V146L150 147ZM59 147H61V148L63 147L64 150H61V148H59ZM45 148H47V147H45ZM157 148H159V150H157ZM235 148H236V145H232L231 147L225 148V149H228L229 151H232L230 153L231 157L228 159V162H231V165H230L231 168L222 167L224 169H221V168L217 169V167L214 168V167L211 166L212 168L207 169V173L205 171L204 179H205L206 182L209 183V185H211L210 186V188H211L212 187L211 183H213V184L215 183L216 184V180L217 181H222L224 179H227L228 177H233V175L237 174L238 178H242L241 179L242 182L235 183L234 185H230L232 190L236 191V192H235V194H233L231 196L230 195L229 196L226 195L227 199L229 201L232 200V199L244 200L242 195H243L244 190H245V193L248 194L249 196H251L252 200H253V197H254L255 200H259V203H258V201H256L257 205L256 204L255 205L258 206L260 204L258 207L260 208V206H261V208L263 207L262 209H264V195H261V191L264 190V167L248 166L249 164L247 163V159H243V155L245 153H247V149H245L244 153L241 154V164L239 166H237L236 162L232 159V153L235 151ZM219 149H221V148H219ZM20 152H21V147L16 148L15 152L12 153L9 156V158L14 156V155H16V154H18V153H20ZM37 154H39V153L37 152ZM21 155H22V153H21ZM85 158L83 159V161L85 160ZM208 158L214 159L215 158L214 153H212ZM83 161H80V163H83ZM255 161L256 160L254 158L253 163L255 165H258L259 163L256 164ZM30 163L31 162H26V161L24 162V164H26V165H30ZM11 164H12V168L11 169H15V170L18 169L20 165H22V164H19L18 162H11ZM87 164H88V162H87ZM103 164H106L105 167L108 168L107 163H103ZM209 164H212V163L209 162ZM241 165H244L246 170L242 169ZM233 168H235L236 170L233 171ZM250 168H253V169L251 170ZM85 172H86V170H84L81 173H85ZM190 173H191V170H190ZM2 174H4V173L2 172ZM75 174L76 173H74L72 176H74ZM252 174L254 175V177L250 178L249 176L252 175ZM5 178H6V181L9 183L10 181L7 178L6 175H5ZM56 184H57L56 188H58L59 187V182H57ZM136 185H137V187L135 189H132L130 186H127V187H124V188L119 189V190H122V191L125 192V204L129 203V208H132L136 212H138L137 206H140L141 204L138 203V202L132 201L130 199V196H135L136 197V201H139L148 192L152 191V189H151V185H149V184H141L139 182ZM242 186H243V188H242ZM174 188H175V185H174ZM165 189H166V186L164 184H161V186L157 190L156 194H154L153 199L155 201H157V202L161 201V199H162L161 194H162L163 190H165ZM199 190H201V188ZM35 191H37V190L35 189ZM220 191L223 192V188L220 189ZM112 192H114V191H112ZM142 193H145V194L141 198L140 196H141ZM0 195H5L9 199H10V196H12V194H5V193H0ZM95 198H100V195L95 197ZM113 198L114 197L110 196L109 205H111V200ZM214 200L215 201H220V198L218 197V194H217V196H215ZM249 201H251V200H249ZM262 201H263V203H262ZM1 204H2V206H0V222L4 221L5 214H7V216L9 218L17 216V212H4L3 210H1V208L3 206H5L6 203H3V201H0V205ZM212 204L217 206V205H219V202H215V203H212ZM72 213H75V210H73ZM22 216H24V214ZM94 216H97L104 223L105 217H104V215L102 213L96 212V214ZM124 221L125 220H123V219L118 221L117 225L122 226L121 224ZM19 222L21 224H26L25 221H24V217L19 218ZM98 225H99V222H95L94 225H92V227H89V228L85 229V231L86 230L90 231L88 233H83L84 238L87 241L86 245H80L78 243H73V242H71L70 238H63V235H59V237H60L59 241L54 240V241L51 242V244H52V252L51 253L41 252V251L37 250L34 253L30 254V253H28V252H26V251H24L23 249H20V248L19 249L22 250V251H19V249L17 250L15 248H11L9 246H6L5 244L10 245V244H13V243H11L6 237L0 236V264H124L122 259L117 260V259L112 258V256H113L112 253H110L108 251L104 252V251H101L100 249H98V251H96V252L101 254V255H98V254H95V252L94 253L92 251L89 252L87 249L81 248V247H86V248H92L93 247V244L96 242V237L98 236V231H97V226ZM125 226H126V228H129V226H131V225L127 224ZM125 226H124V228H125ZM33 231H35V229H33ZM43 242H45V240ZM203 243H204V241H201V245ZM201 245H197L196 243L195 244H191V250H189L188 248H185L186 251H184V252H182L180 254L174 253L177 256L173 254V261L181 260L180 264H205V263L212 264V263H216V262H222L220 260H223V259H224V261H223V263H224V262L230 261V260H232L234 258H240V259H234V260H241L243 264H247L246 262L250 263V261H247V258H246L247 256L244 255V254H243V256L240 257V256H238L236 254H232L233 252L225 253L223 251V249H222L223 247L220 248V247H218V245H216L217 254L213 255L210 249L201 247ZM44 246H46L45 243H44ZM16 248H18V247H16ZM164 248H165V246H164ZM197 249H199V250H197ZM221 254H223V256H227V257L222 258ZM253 264H264V260H261L260 262H255Z\"/></svg>",
  "mask_w": 264,
  "mask_h": 264
}]
</instances>
